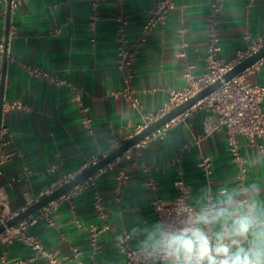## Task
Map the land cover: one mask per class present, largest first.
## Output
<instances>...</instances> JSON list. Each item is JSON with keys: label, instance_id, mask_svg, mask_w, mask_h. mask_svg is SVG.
Returning <instances> with one entry per match:
<instances>
[{"label": "crops", "instance_id": "crops-1", "mask_svg": "<svg viewBox=\"0 0 264 264\" xmlns=\"http://www.w3.org/2000/svg\"><path fill=\"white\" fill-rule=\"evenodd\" d=\"M158 1L126 0L123 7L108 1L97 12L91 0H27L10 8L6 68L0 54V101H20L27 108L2 109V123L12 136L9 149L20 152L0 169L2 216L21 213L62 177L80 174L108 154L113 143L122 144L138 133L147 124L146 115H157L173 92L188 86L187 74L198 78L207 73L212 35L219 38L221 60L234 59L264 39V0H225L215 19L212 0H173L166 20L150 32L137 55V109L121 94L118 16L123 12L128 19L125 33L131 43ZM8 11L9 0H0L4 45ZM23 65L45 69L61 83L30 76ZM248 75L252 83L264 84V59ZM74 86L82 88L79 100ZM85 116L92 119L91 130ZM216 117L204 103L197 104L165 131L133 147L130 158L116 159L70 199L57 201L52 225L38 221L26 233L63 264H124L119 242L126 235L135 248H157L149 237L158 236L162 228L152 200L175 198L179 181L198 214L208 201L212 208L232 198L245 206L255 202L257 214L264 217V153L241 139L242 171L229 152L226 129L216 127ZM205 159L208 169L202 166ZM124 174L129 180L120 187ZM0 264L51 263L34 259L33 249L14 227L0 235Z\"/></svg>", "mask_w": 264, "mask_h": 264}, {"label": "built area", "instance_id": "built-area-1", "mask_svg": "<svg viewBox=\"0 0 264 264\" xmlns=\"http://www.w3.org/2000/svg\"><path fill=\"white\" fill-rule=\"evenodd\" d=\"M26 1L27 0H12L11 9H16L19 5ZM108 1L118 2L122 7L126 2V0H91V7L93 11L97 12L99 7L103 3ZM224 4L225 0H212L210 8L211 17L213 19L217 18L221 13ZM173 7V0H159L151 9L150 17L148 18L138 37L131 43L128 41L125 33L126 27L128 25V19L123 14V12L118 16L117 68L123 81L121 94L125 99L131 101L132 105L137 109L141 108V102L139 97L136 95V89L134 87L135 63L139 49L147 42L150 32L159 23H163L166 20L169 11L172 10ZM262 47H264V39L259 40L256 45H251L248 47V49L238 52L234 59L221 60L218 57V54L221 51L219 38L217 37V35H212L207 45V73L198 78H192L190 74H187V78L189 79L188 86L183 91L173 92L171 94L169 102L157 115H146L145 118L147 120V124L141 127L138 133L143 130L149 123L165 115L166 113L184 103L191 97L195 96L197 93L201 92L216 81L222 80L224 75H226L234 67H236L238 64L243 62L245 59L250 57L253 53L257 52ZM4 50L5 45L3 43H0V54L4 53ZM258 63H256L255 65H257ZM255 65H253L252 67H254ZM252 67L245 70L235 78L227 82H223L220 88H218L215 92L198 103H204V105L208 106L214 111L217 116L216 127H224L226 129V138L229 152L233 160L240 165L242 171L245 170V160L243 158L241 150V139H246L250 144L256 146L259 151L264 153V144L260 142V140L264 139V84H255L251 82L248 71ZM23 68L30 76L42 78L52 83H61L60 79L52 76L45 69L31 65H23ZM73 90L76 95L75 98L79 100V93L81 92L82 88L79 86H74ZM3 107L8 109L22 110H25L27 108V106L20 101L7 102L3 104ZM174 121L175 120L166 124L155 133H162ZM91 123V117L85 116L84 124L89 130H91ZM11 144L12 136L9 128L1 122L0 169L4 164L11 161L15 156L20 155L19 151L9 149V146ZM120 145V143H113L109 153L118 148ZM132 149L133 147L127 150L121 157L124 156L130 158ZM99 160L93 161L92 165L96 164ZM112 163L107 165L106 167H110ZM202 166L206 169L210 167V162L208 161V159L204 160ZM75 176L77 175H65L56 183L55 188L49 193L69 182ZM90 179L91 177L86 181H89ZM128 180L129 176L127 174L121 176L119 180L120 187L126 186ZM83 183L76 186L72 191L61 196L59 199L45 205L35 214L30 215L15 226L17 228L19 237L24 242L29 244L33 249L34 259L44 257L48 258L51 264H63V261L59 259L55 254L49 253L46 250L41 241H39L35 236L27 234L26 231L30 226L36 224L38 221H44L46 224L52 225V216L56 207V202L60 199H70L72 193L80 190ZM177 186L180 187V192L175 198L169 200L159 196H154L152 200V206L157 214L162 232H168L182 228L190 219H193L198 215L199 208L192 205L188 200L187 187L183 184L182 181H179L177 183ZM39 200L40 199L34 201L28 207ZM97 203L100 204L99 199H97ZM245 203H248L247 199H245ZM28 207H26L25 209H27ZM202 208L204 210L210 209V201L205 203ZM16 215L4 217L0 214V226L6 225V222ZM108 228V226H105V229ZM9 229L7 228L4 233L8 232ZM211 231H213V228L211 229ZM119 250L125 256L124 264H165L162 253L160 252L158 247L155 249L135 248L130 243V237L128 235L125 236L123 241L119 242Z\"/></svg>", "mask_w": 264, "mask_h": 264}, {"label": "clouds", "instance_id": "clouds-1", "mask_svg": "<svg viewBox=\"0 0 264 264\" xmlns=\"http://www.w3.org/2000/svg\"><path fill=\"white\" fill-rule=\"evenodd\" d=\"M219 226L217 231H211ZM165 264H264V217L229 198L179 229L150 236ZM242 241H247L244 246Z\"/></svg>", "mask_w": 264, "mask_h": 264}, {"label": "water", "instance_id": "water-1", "mask_svg": "<svg viewBox=\"0 0 264 264\" xmlns=\"http://www.w3.org/2000/svg\"><path fill=\"white\" fill-rule=\"evenodd\" d=\"M11 1L12 0H9V11H8V18H7V30H6L5 50H4V68H6V64H7V46H8V40H9ZM263 59H264V47H262L257 52L253 53L250 57H248L243 62L238 64L236 67H234L231 71H229L226 75H224L222 80L216 81L215 83L211 84L210 86H208L201 92L197 93L195 96L191 97L184 103L180 104L176 108L166 113L165 115L149 123L139 133L135 134L132 138L123 142L118 148L111 151L105 157H102L96 164L88 167L87 169L82 171L80 174L75 176L73 179H71L69 182L65 183L64 185L54 190L53 192L45 195L42 199H40L39 201H37L36 203L31 205L27 209L23 210L21 213H18L12 219L8 220L6 222V225L0 226V235L3 234L7 228L8 229L14 228L21 221H23L30 215L35 214L45 205L59 199L61 196L72 191L76 186L82 184L83 182L88 180L90 177L95 175L97 172L104 169L107 165L111 164L116 159L121 157L127 150L140 144L141 142L146 140L148 137L153 135L155 132H157L159 129H161L163 126L172 122L179 116L185 114L188 110L192 109L201 100H203L204 98H206L207 96L215 92L218 88H220L223 82H227L235 78L236 76H238L239 74H241L242 72L249 69L250 67H252L253 65H255L256 63H258L259 61ZM3 81H4V75H3ZM2 109H3V99H1L0 101V123L2 122V115H3Z\"/></svg>", "mask_w": 264, "mask_h": 264}]
</instances>
